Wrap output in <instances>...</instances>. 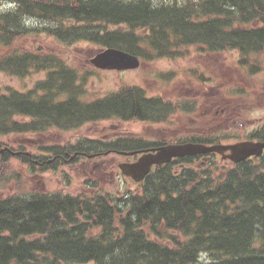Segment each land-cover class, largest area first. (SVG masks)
I'll list each match as a JSON object with an SVG mask.
<instances>
[{
    "label": "trees",
    "instance_id": "1",
    "mask_svg": "<svg viewBox=\"0 0 264 264\" xmlns=\"http://www.w3.org/2000/svg\"><path fill=\"white\" fill-rule=\"evenodd\" d=\"M13 1L14 7L0 10V72L17 77L36 72L42 78L26 91L0 86V143L12 134H67L111 119L151 120L161 112L160 103L122 80L108 95L88 91L79 67L47 49V37L119 47L145 64L177 59L192 48L208 54L236 48L242 51L240 62L263 69L258 58L264 50V0ZM29 17L45 23L26 26ZM27 40L39 44L29 46ZM167 88L162 84L158 91ZM75 143L47 148L62 157L40 158L41 167L28 156L22 161L32 170L58 169L67 152L97 156L114 147H149L136 138ZM7 156L0 159V182L9 171L18 184L29 185ZM58 170L62 177L65 170ZM112 170L119 172L117 165ZM227 174L214 184L210 171L172 176L166 165L122 203L109 189L95 186L75 195L55 189L0 197V264H198L201 251L212 264H264V173L241 163Z\"/></svg>",
    "mask_w": 264,
    "mask_h": 264
},
{
    "label": "rangeland",
    "instance_id": "2",
    "mask_svg": "<svg viewBox=\"0 0 264 264\" xmlns=\"http://www.w3.org/2000/svg\"><path fill=\"white\" fill-rule=\"evenodd\" d=\"M10 4L11 1L9 0H0V7L9 6ZM31 21L35 26L43 24V21L36 20L35 18L31 19ZM42 35L46 36L45 34ZM29 42L30 41L27 40V43ZM93 51L94 48L91 45L87 43H79L74 44L68 50L62 52L67 56L70 63L82 64L80 69L83 74L82 80L87 81L88 91L95 92L98 96H104L115 91L120 79H125L133 84H139L146 88L148 94L151 96L156 95L154 89L160 85L158 83L159 72L155 71L156 69L181 72L187 68L197 67L199 71L203 72L205 75L210 76L213 79L217 77L218 80L225 81L224 83H220L221 86L236 84V81L234 80L237 78L236 75L233 74L231 67H229L228 70L224 68V63L227 58V62L229 63L234 57L233 52L219 54L217 56V61L216 56L207 57L206 54L198 55V52L194 51L177 59L161 60L156 63L155 67H153L152 71H155L153 82H148L146 80L147 71L142 67L137 70L120 73L116 71H93V67L85 60V58L93 54ZM83 55L85 56L83 57ZM39 78L42 77L36 72L30 73L26 77H17L0 72V86L2 88L12 87L17 90L26 91L33 88L35 82ZM258 79L264 80V76L260 74ZM240 80L241 78L238 79V81ZM196 85L197 83L188 86L187 79L185 78V83H182V85H179V87L173 91L179 95H201V91L196 88ZM217 90L218 87L213 88V93L215 94ZM108 133H123V136L125 137H132L133 135L141 136L142 134L145 136L149 135L148 138L150 139H147V141H154L153 135L155 133L162 134L161 131L151 129H145L144 132L141 133V127H131L130 124L123 121L105 120L96 124L86 125L75 132L67 134H61L55 131H48L37 135L15 134L4 137L2 140L7 142L14 149H19L20 146H23L24 150L29 151L31 155H38V158H50L49 150L45 148L55 146L65 140H70L74 143L79 139H102ZM3 155H5V153H3ZM104 159L118 161L121 157L115 154H110ZM216 159L220 165L223 164L219 157H216ZM95 160L97 162L100 161L99 158H96ZM5 161L13 163V165L30 180V184L27 186L18 184V176L8 171L5 173L4 179L0 182V197H7L8 195L30 197L41 192L50 193L55 189H61L64 193L74 194L80 191H94L92 187L95 186L97 189L110 188L118 200H124L129 192L138 191L140 185L143 183H135L120 172H110L109 167L103 164L97 166L89 162V165H82L81 158H78L73 166L68 165L62 167L65 168L66 171L62 177H60L59 170L54 171L53 169H50L48 172H42L37 169L31 171L30 169L32 168H29L28 163L20 161L18 157L8 156ZM106 164L109 165L108 162ZM94 165L95 168L93 169L92 167ZM181 171L182 169L178 170V172Z\"/></svg>",
    "mask_w": 264,
    "mask_h": 264
},
{
    "label": "water",
    "instance_id": "3",
    "mask_svg": "<svg viewBox=\"0 0 264 264\" xmlns=\"http://www.w3.org/2000/svg\"><path fill=\"white\" fill-rule=\"evenodd\" d=\"M91 63L95 66L103 69H116V70H124L129 68H135L139 66V60L137 57L129 55L127 53H123L121 51L115 49H106L98 54H96L92 59ZM263 143H252L246 142L231 146L234 155L231 157L234 160H239L245 157L246 155L258 154L262 147ZM4 149L0 150V154L3 153ZM226 147L213 145L208 149L199 144L188 143L185 145H177L173 146V148H166L161 154L151 155V153L142 154L136 162L133 163H122L119 165L121 171L128 176H131L135 181H139L144 175H146L150 169L151 164L160 163L169 159L167 157L169 154H190L202 151H222L225 150ZM14 153V152H12ZM28 153V152H26ZM29 154V153H28Z\"/></svg>",
    "mask_w": 264,
    "mask_h": 264
},
{
    "label": "flooded vegetation",
    "instance_id": "4",
    "mask_svg": "<svg viewBox=\"0 0 264 264\" xmlns=\"http://www.w3.org/2000/svg\"><path fill=\"white\" fill-rule=\"evenodd\" d=\"M240 116V111L239 109H233V111L229 114V118L230 117H239ZM222 121H224V119H222ZM180 132H186V133H189L188 136L190 135L191 133V130L190 129H177L174 133H172L171 137L172 138H177L179 136H177L178 133ZM196 132H199V133H207L208 131L207 130H196ZM184 138V137H182ZM181 138V139H182ZM17 151L19 152L20 150H16V153ZM73 159V158H72ZM35 162L39 165H42V162L40 160H35ZM89 165V162H86L85 165ZM173 167V165H171Z\"/></svg>",
    "mask_w": 264,
    "mask_h": 264
},
{
    "label": "clouds",
    "instance_id": "5",
    "mask_svg": "<svg viewBox=\"0 0 264 264\" xmlns=\"http://www.w3.org/2000/svg\"><path fill=\"white\" fill-rule=\"evenodd\" d=\"M198 264H212V259L207 251H201L198 255Z\"/></svg>",
    "mask_w": 264,
    "mask_h": 264
}]
</instances>
